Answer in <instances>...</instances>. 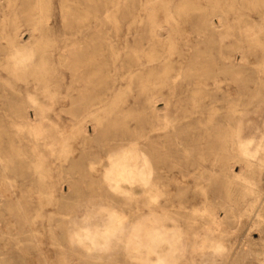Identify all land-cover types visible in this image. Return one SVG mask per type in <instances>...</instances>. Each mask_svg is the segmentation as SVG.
Masks as SVG:
<instances>
[{"label":"rangeland","instance_id":"rangeland-1","mask_svg":"<svg viewBox=\"0 0 264 264\" xmlns=\"http://www.w3.org/2000/svg\"><path fill=\"white\" fill-rule=\"evenodd\" d=\"M263 106L264 0H0V264H132L198 184L264 201ZM240 220L227 264H264V204Z\"/></svg>","mask_w":264,"mask_h":264},{"label":"bare ground","instance_id":"bare-ground-1","mask_svg":"<svg viewBox=\"0 0 264 264\" xmlns=\"http://www.w3.org/2000/svg\"><path fill=\"white\" fill-rule=\"evenodd\" d=\"M249 166L251 164H241L242 169H247ZM196 187L201 188L203 192L201 196L180 194L175 198L160 199L156 205H152V209H149L143 225L134 223L133 230L130 228L132 233L129 239L132 264H205L204 260L207 258L212 259V264H227L229 252L222 239L226 236L223 230L224 224L227 225L232 216L238 220L237 226L242 227L243 222L240 220L242 215L262 206L264 201L253 194L234 195L229 185L226 186L225 193L218 189L211 196L206 194L200 184ZM212 203L221 205L225 210L224 218L221 217L220 212H210L208 208ZM198 205L203 206L201 215L196 209ZM231 210L239 212V216ZM163 212H175L176 215L181 216L177 222L174 220L179 224L173 229L166 227L162 222L166 217H158V213ZM203 220H206L204 226H202Z\"/></svg>","mask_w":264,"mask_h":264}]
</instances>
